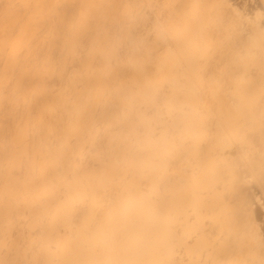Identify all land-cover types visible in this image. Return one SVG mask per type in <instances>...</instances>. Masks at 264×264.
Segmentation results:
<instances>
[{"label":"bare ground","instance_id":"bare-ground-1","mask_svg":"<svg viewBox=\"0 0 264 264\" xmlns=\"http://www.w3.org/2000/svg\"><path fill=\"white\" fill-rule=\"evenodd\" d=\"M0 264H264V0H0Z\"/></svg>","mask_w":264,"mask_h":264}]
</instances>
